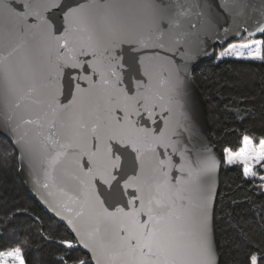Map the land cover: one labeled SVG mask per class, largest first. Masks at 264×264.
I'll return each instance as SVG.
<instances>
[{
  "label": "snow or ice",
  "instance_id": "1",
  "mask_svg": "<svg viewBox=\"0 0 264 264\" xmlns=\"http://www.w3.org/2000/svg\"><path fill=\"white\" fill-rule=\"evenodd\" d=\"M218 9L234 25L258 14L249 36L264 35V0H0V133L75 234L59 241L64 255L77 246L91 253L73 264H218L210 223L218 161L210 148L189 159L173 139L189 132L187 61L217 29ZM225 57L264 62V39L231 43L217 59ZM223 160L258 177L264 137L244 135ZM260 260L253 253L248 264ZM0 264H26L22 248L0 247Z\"/></svg>",
  "mask_w": 264,
  "mask_h": 264
},
{
  "label": "trees",
  "instance_id": "2",
  "mask_svg": "<svg viewBox=\"0 0 264 264\" xmlns=\"http://www.w3.org/2000/svg\"><path fill=\"white\" fill-rule=\"evenodd\" d=\"M249 37L244 32L236 40ZM192 73L207 104L211 141L222 160L213 217L219 264H248L251 254L264 255V191L244 177L240 165L224 163L223 149L236 150L244 135L264 137V62L216 60L214 55L198 63ZM65 239L75 242L68 228L25 187L17 151L0 135V247L20 246L26 264H61L58 257L65 264L91 261L80 246L65 256L66 249L59 245Z\"/></svg>",
  "mask_w": 264,
  "mask_h": 264
},
{
  "label": "water",
  "instance_id": "3",
  "mask_svg": "<svg viewBox=\"0 0 264 264\" xmlns=\"http://www.w3.org/2000/svg\"><path fill=\"white\" fill-rule=\"evenodd\" d=\"M62 2H67V0H62ZM214 3L219 4L220 0H213ZM252 3L259 4L260 0H251ZM66 10V9H65ZM218 11L221 12V19L219 24L217 25V29L210 35L204 37V45L203 50L198 52L192 60L187 61V69H188V79L186 81V96L184 98V104H185V114L187 117V125L189 128V132H184L182 129L180 131V135L178 137H173V139H178L180 141V148L187 149L186 156L189 159L194 160L196 157L197 152L202 151L204 148H210L212 151V154L215 155L217 161H218V168L214 177V195L212 200V210H211V228H212V234L214 239V245L215 250L217 252L218 257V264L220 261V254L217 247L216 237H215V231H214V206L219 190L220 185V168L222 165V160L218 153L215 150L214 144L211 141L210 138V124L208 120L207 115V104L203 97V94L201 90L199 89L196 80L193 76V69L194 67L207 59H210L214 57L216 48L225 45L226 43L236 40L242 36L244 32H246L249 36V32H254L255 27L258 26V24L261 22V19L258 14H253L250 19H244L242 20V23L240 25H234L231 18L229 17L228 13L223 12L221 9H218ZM58 12V9H53V13ZM62 21H63V13H59L58 21H54L55 24H57L60 27V30L62 31ZM224 29H228L227 32L224 31ZM59 34V32H57ZM262 34L255 33L254 35L250 37H257ZM176 59L178 62L183 63L181 61L179 55L176 56ZM67 71V70H66ZM127 71V69H126ZM80 73V70H71L67 71V75L65 77V84H67V79L72 75H77ZM82 87H87V84L84 82H81ZM70 98V97H69ZM62 103H67V100L63 99L61 100ZM159 109H157V120L159 117ZM147 118L145 114V119ZM158 123L160 126H163V122L158 120ZM148 126H152L149 122ZM1 136L8 139L14 148L17 151L18 154V172L20 175V178L25 185V187L29 190V192L34 196V198L42 205V207L52 216L53 218L57 219L59 222L63 223L68 230L73 234L75 238V234L72 232L70 226H68L67 221L63 219V217L56 215V213L51 209L48 203L45 202L44 197L41 194V191L38 190L37 185L34 183L33 179V173L29 169L26 162L21 161L19 159V152L16 148V146L13 144L10 136H6L3 133H0ZM159 152L163 153L165 150L163 148L158 149ZM169 154H172L171 148L168 150ZM161 158L163 159L164 156L162 155ZM173 161L175 164L179 165L181 163L180 156L178 154L172 155ZM133 173L129 172V175ZM173 177L180 175V173L174 168L172 169V172L170 173ZM126 178V177H125ZM41 179L43 177L41 176ZM122 183V182H121ZM129 192H133V189H129ZM138 206V204H137ZM112 207H115V204L112 205ZM112 210V208H110ZM80 248L89 254L91 257V253L83 248V246H80Z\"/></svg>",
  "mask_w": 264,
  "mask_h": 264
},
{
  "label": "rangeland",
  "instance_id": "4",
  "mask_svg": "<svg viewBox=\"0 0 264 264\" xmlns=\"http://www.w3.org/2000/svg\"><path fill=\"white\" fill-rule=\"evenodd\" d=\"M254 39H263V37H249V38L241 39V40H232V41L226 43L225 45L218 47V48L216 49V52H215V59H216V60H219V59H217L218 54H219L221 51H223L224 48L228 47L229 44H231V43L249 42L250 40H254ZM225 58H226V57H225ZM248 136H249V135H248ZM250 137H251V136H250ZM257 141H258V140H257ZM240 166H241V165H240ZM241 167H242V166H241ZM257 171L259 172V176H264V170H261V169L258 168ZM259 176L256 177V178H251V179L254 180V181H256V182L260 185L261 189L264 191V180L260 179Z\"/></svg>",
  "mask_w": 264,
  "mask_h": 264
}]
</instances>
